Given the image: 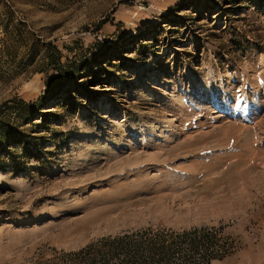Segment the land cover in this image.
<instances>
[{
	"label": "rangeland",
	"instance_id": "rangeland-1",
	"mask_svg": "<svg viewBox=\"0 0 264 264\" xmlns=\"http://www.w3.org/2000/svg\"><path fill=\"white\" fill-rule=\"evenodd\" d=\"M12 97L50 115L25 126L38 160L0 171V264L213 226L236 250L211 264H264V0H0Z\"/></svg>",
	"mask_w": 264,
	"mask_h": 264
},
{
	"label": "trees",
	"instance_id": "trees-1",
	"mask_svg": "<svg viewBox=\"0 0 264 264\" xmlns=\"http://www.w3.org/2000/svg\"><path fill=\"white\" fill-rule=\"evenodd\" d=\"M45 49V65L62 67L59 50L50 43H46ZM61 72L54 79L58 89L52 92L51 85L47 88L53 98L69 88L70 79L66 72ZM42 102L12 97L0 103V171L8 166L7 160L16 171L26 169L25 160H38L39 137L31 138L30 129L25 126L30 125L31 130L43 128L50 114L43 111ZM35 120L40 123H34ZM235 250V241L223 235L222 227H193L182 231L144 227L102 236L77 250L52 248L49 255H41L31 264H211Z\"/></svg>",
	"mask_w": 264,
	"mask_h": 264
},
{
	"label": "bare ground",
	"instance_id": "bare-ground-1",
	"mask_svg": "<svg viewBox=\"0 0 264 264\" xmlns=\"http://www.w3.org/2000/svg\"><path fill=\"white\" fill-rule=\"evenodd\" d=\"M215 262V261H214Z\"/></svg>",
	"mask_w": 264,
	"mask_h": 264
}]
</instances>
